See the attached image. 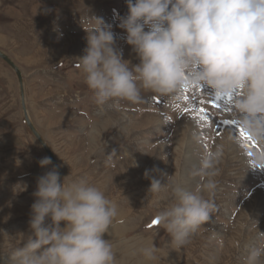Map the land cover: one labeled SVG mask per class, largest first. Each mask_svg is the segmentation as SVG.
I'll list each match as a JSON object with an SVG mask.
<instances>
[{
	"label": "rangeland",
	"instance_id": "1",
	"mask_svg": "<svg viewBox=\"0 0 264 264\" xmlns=\"http://www.w3.org/2000/svg\"><path fill=\"white\" fill-rule=\"evenodd\" d=\"M126 12L125 0H0V24L18 26L12 34L0 30V51L22 70L31 121L49 143L63 180L87 177L125 214V239L149 240L154 258L148 264H246L253 248H264V169L254 163L264 144L239 137L234 98L188 88L172 97L142 92L139 104L100 107L84 83L76 58L97 26L93 17L112 26L123 58L139 63L118 27ZM43 157L22 121L15 76L0 61V264H8L29 231L36 180L51 167L39 166ZM205 158L216 188L203 195L214 208L190 242L177 247L153 220L174 202L168 186L202 187ZM146 171L166 187L149 191ZM138 242L130 241L128 256L138 255ZM122 254L115 251L116 260ZM141 255L132 264H142Z\"/></svg>",
	"mask_w": 264,
	"mask_h": 264
},
{
	"label": "clouds",
	"instance_id": "2",
	"mask_svg": "<svg viewBox=\"0 0 264 264\" xmlns=\"http://www.w3.org/2000/svg\"><path fill=\"white\" fill-rule=\"evenodd\" d=\"M127 12L118 27L139 60L133 65L116 45L112 26L93 17L86 47L77 57L84 83L97 106L142 102V92L172 97L185 88H202L221 98H234L240 125L264 144V0H125ZM264 169V150L254 154ZM50 169L36 180L29 231L8 264H115L110 240L104 239L118 209L104 192L79 177L61 182L50 157L38 161ZM211 160L203 161L205 183L197 190L170 187L174 202L156 219L182 247L210 219L214 204L203 192L216 183ZM207 170V171H205ZM149 191L166 185L152 178ZM147 259L154 249L142 250ZM264 248H253L246 264H264Z\"/></svg>",
	"mask_w": 264,
	"mask_h": 264
},
{
	"label": "water",
	"instance_id": "3",
	"mask_svg": "<svg viewBox=\"0 0 264 264\" xmlns=\"http://www.w3.org/2000/svg\"><path fill=\"white\" fill-rule=\"evenodd\" d=\"M0 61H2L12 71V73L15 76L18 87L20 110H21L22 121L24 123V126L26 127L32 138L35 140V142L39 145L44 156L51 158L53 165L57 167L60 173V177L62 181V172L59 167V164L57 163L53 155L51 148L49 147L48 143L45 141L43 136L40 134V132L37 130L35 125L32 123L31 118L29 116L26 105V98H25L24 79L21 70L13 63V61L5 53L1 51H0Z\"/></svg>",
	"mask_w": 264,
	"mask_h": 264
},
{
	"label": "bare ground",
	"instance_id": "4",
	"mask_svg": "<svg viewBox=\"0 0 264 264\" xmlns=\"http://www.w3.org/2000/svg\"><path fill=\"white\" fill-rule=\"evenodd\" d=\"M2 39V38H1ZM4 42V41H3ZM58 49V48H57ZM15 63V62H14ZM22 71V70H21ZM24 77V76H23ZM26 93V92H25ZM26 95V94H25ZM39 131V130H38ZM226 132V131H225ZM225 137V136H224ZM222 142V141H221ZM227 145H228V143H227ZM223 146V145H222ZM225 146H226V144H225ZM178 148V147H177ZM224 148V147H223ZM188 158V157H187ZM56 161H57V159H56ZM60 167V166H59ZM61 169V168H60ZM61 172H62V170H61ZM62 181H63V173H62ZM61 181V182H62ZM129 198V197H128ZM135 198V197H134ZM115 200V199H114ZM134 200H136V199H134ZM132 203H134L133 201H132ZM116 206H117V204H116ZM134 206H135V204H134ZM133 208H135V207H132V209ZM130 209V208H129ZM136 210V209H135ZM134 211V210H133ZM128 213V212H127ZM126 213V214H127ZM140 215V214H139ZM123 217H125V214L123 215ZM131 217V216H130ZM125 219V218H124ZM119 214L114 218V220H113V223H112V225L110 226V228H109V230H108V233H106L105 235H104V239H106V240H110L111 241V243L114 245L113 247H114V250L115 251H118V252H121V253H124V259H127L126 260V262L127 261H129L130 259H133L134 258V256H139V255H141L142 254V249L143 248H145V247H150V243H149V240H147V238H145L144 236H135V237H133V239L135 238V239H138L139 240V242H138V246L137 247H140L139 249H138V255H132L131 257H130V259L129 258H127V252L130 250V248H132L133 247V244H131L130 243V241L131 240H133V239H129V238H127V239H125V237H124V234H123V231H121L120 232V230L119 231H116L117 229V227H124V226H122V224H124L125 223V221H123L124 220ZM120 220H122L123 221V223L121 224V225H118L117 223H116V221L118 222V221H120ZM132 220V219H131ZM121 221V222H122ZM127 221V220H126ZM119 223V222H118ZM122 230V229H121ZM120 232V233H119ZM215 233V232H214ZM145 238V239H144ZM231 244V243H230ZM120 250V251H119ZM142 256H143V259L145 260V261H143V259H141L142 261H141V263L142 264H145V263H149V262H147L148 261V259L142 254L140 257L142 258ZM129 257V256H128ZM123 259V260H124ZM136 259V258H135ZM138 259V258H137ZM140 259V258H139ZM160 259V258H159ZM134 261V260H133ZM132 261V262H133ZM121 261H117V263L116 264H119ZM126 262H123L122 264H126ZM159 262V261H158ZM135 264V263H134ZM138 264V263H137Z\"/></svg>",
	"mask_w": 264,
	"mask_h": 264
},
{
	"label": "crops",
	"instance_id": "5",
	"mask_svg": "<svg viewBox=\"0 0 264 264\" xmlns=\"http://www.w3.org/2000/svg\"><path fill=\"white\" fill-rule=\"evenodd\" d=\"M18 24H19V23H18ZM16 28H18L17 23H15V24H11V23H9L8 25H7V24H4V23L0 24V30H1V31H7V32H9L10 34H12L14 30H17ZM0 35H1V34H0ZM2 39H4V37H3ZM1 42H3V41L0 40V43H1ZM0 45L2 46V43H1ZM1 48L4 49V47H1ZM1 48H0V49H1ZM4 53H5V52H4ZM6 55H7V54H6ZM35 127H36V126H35ZM45 140H46V139H45ZM46 142H47V141H46ZM47 143H48V142H47ZM48 144H49V143H48ZM115 203H116V201H115ZM118 214H119L122 218H125V217H123V215H124L123 213H121V212L118 211ZM123 221H125V219H124ZM124 224H125V223H124ZM124 224H122V226H124ZM124 228H125V229H124ZM116 229H117L116 231H119V230H120V232L123 231V234H124V232L127 230L126 227H123V228H122V227H121V228H120V227H117ZM121 229H122V230H121ZM120 232H119V233H120ZM124 237H125V234H124ZM113 246H114V245H113ZM129 251H130V250H129ZM129 251H128V252H129ZM116 252H118V251H116ZM119 253H120V252H119ZM121 256H122V257H121ZM121 256H119V260L117 259L118 262L121 261L119 264H122L123 262H126V260H127V259H124V253H123ZM130 257H131V256L128 257V255H127V258L130 259ZM123 259H124V260H123ZM117 260L115 261V264L117 263ZM126 264H132V259H130L129 261H127Z\"/></svg>",
	"mask_w": 264,
	"mask_h": 264
},
{
	"label": "snow or ice",
	"instance_id": "6",
	"mask_svg": "<svg viewBox=\"0 0 264 264\" xmlns=\"http://www.w3.org/2000/svg\"><path fill=\"white\" fill-rule=\"evenodd\" d=\"M187 89L188 88H185V89H183V91L186 92ZM216 98L217 99H220L221 97L216 96ZM184 99L187 100L188 97L185 96ZM228 99L231 101L232 97H228ZM213 107H217V105L214 104ZM200 112L201 113H204V110L203 109H200ZM200 119L203 120L204 119V115H201ZM225 123H229V121L228 120H225ZM238 134H239V137L242 138V141L245 144H248V143L252 142V140H253V138L249 135V133L242 126L239 127ZM158 223H159V221L157 219L153 220V224H158Z\"/></svg>",
	"mask_w": 264,
	"mask_h": 264
}]
</instances>
